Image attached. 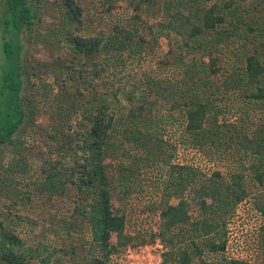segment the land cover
<instances>
[{"label": "trees", "instance_id": "1", "mask_svg": "<svg viewBox=\"0 0 264 264\" xmlns=\"http://www.w3.org/2000/svg\"><path fill=\"white\" fill-rule=\"evenodd\" d=\"M118 3L131 10L128 22L103 20L92 30L89 18L110 15ZM7 5L0 156L4 148H27V135L21 141L17 134L36 125L41 116L49 119L42 142L50 149L49 159L36 171L41 179L36 190L52 201L56 221L51 233L57 239L22 238L9 209L8 215L0 214V264H67L75 262L80 247L86 264H113L112 257L122 250L157 239L164 248L163 264H193L196 258L199 264H256L227 260L224 252L227 223L249 197V184L264 187V121L256 123L255 130L220 123L223 98L218 97L224 91L238 92L248 104L264 108V0H8ZM157 36L167 38L170 46L178 43V48L169 50V60L161 61L154 74L129 77V60L142 58ZM247 48L235 60L213 58L214 53ZM223 63L233 70L218 85L211 78ZM180 118L183 136L194 147L240 146L253 158L247 173L216 170L209 175L195 165L172 163L170 145L163 138L168 124ZM116 133L124 138L118 146ZM128 146L135 155H128ZM116 152L132 158L128 164L168 166L157 233L131 236L126 216L115 211L114 176L106 160ZM127 162L119 163L117 179L122 192L131 195L136 169ZM0 180L11 186L12 181ZM35 191L13 203L14 212L22 213L25 204L35 200ZM65 198L73 200V215L90 231V238L78 246L62 242L81 227L73 215L61 221ZM261 200L256 208L264 215ZM15 218L21 221L22 214ZM189 233L190 245L178 246L180 236ZM205 249L221 254V262L206 260Z\"/></svg>", "mask_w": 264, "mask_h": 264}, {"label": "rangeland", "instance_id": "2", "mask_svg": "<svg viewBox=\"0 0 264 264\" xmlns=\"http://www.w3.org/2000/svg\"><path fill=\"white\" fill-rule=\"evenodd\" d=\"M7 3L8 0H0V88L1 74L6 68L2 45L4 42V21L9 14ZM131 14V10L125 4L118 3L110 15L101 17L94 14L93 17L89 18V21L92 25V30H94L103 20L125 24L128 22V17ZM97 29L99 28L97 27ZM176 48H178V43L170 46L167 38L157 36L155 40L146 45V52L142 58H131L129 60L126 67L128 69L127 73L130 74L129 77L136 76L135 78L137 79L145 75V73L154 74L155 71L160 69V65L163 66L161 61L164 63L166 60H169V50H175ZM248 49L241 51L236 49L227 54L225 52L222 54L214 53L213 58L220 56L226 59V61L230 59L235 60L237 59V55L241 56V53L247 52ZM227 55L229 59L226 58ZM203 62L209 65V58H205ZM237 63L240 65V62ZM232 70L233 68L228 67V65L221 64L219 74L212 76L211 81L218 85L222 84L225 75ZM123 75L124 73L122 72L117 76L122 77ZM51 81L53 82L54 79L51 78ZM109 81L113 82L112 78ZM218 98H223V101L220 102L222 105V114L219 117L220 123L226 122L230 125H237L239 128L251 127L252 130H255L256 123L264 121V108L258 104H248L241 93L231 91L228 94L224 91V95H220ZM174 116L178 119V111ZM176 121L175 123L168 124L163 138V141H167L170 145L168 150L169 154L172 155V163L195 165L209 175L216 170L222 171L225 175L233 172L247 173L246 167L253 161V158L243 151L240 146L234 144L233 146L229 145L217 148H212L213 146L210 148L194 147L183 136L184 120L180 118L179 121ZM48 123L49 119L41 116L36 121V125L33 126L34 128L23 127L21 132L17 134V137L22 141V138L27 135L26 137L29 141L28 147H21L18 150L12 146L4 148L3 154L0 156V179L5 178L12 181L11 186L8 187L3 185L2 180H0V214L8 215L9 209H11L15 213V216H13L14 214L10 216L13 220L14 230L29 242H35L43 238L57 239L51 233V227L55 223L54 221H56L54 220L56 212L52 207V201L48 200L44 195L37 194L38 191L36 190V187L41 182L40 174L36 171L43 165V160L49 159L50 149L42 143L46 139ZM113 140L115 141V146H118L122 144L121 141L124 138L121 133H116V137ZM130 148L131 146L127 147L128 155H135L136 150ZM126 160H128L127 164L132 163V158L130 160L124 157L121 152L114 153L106 160V164L111 165L110 172L114 176L115 189L112 205L117 213L126 216V232L128 234L131 236H149L151 233H157L159 230L160 195L164 188L167 173L166 167L168 166L161 162L152 167H146L135 161L133 165L128 164L129 167L136 169L134 177L131 179L136 189L134 188V192L131 195H126L120 189L119 180L117 179L119 163ZM26 167H28V171L25 170ZM7 169H9L8 172L6 171ZM28 191H35V195L33 196L35 200L28 201L22 213L14 212L12 204L16 201L19 202L21 197ZM263 198L264 187L259 188L250 183L249 197L238 206L235 215L227 223V247L224 252L227 260L236 259L249 263L264 264V215L256 208L257 202ZM72 201L65 198L60 203L61 221L65 216L73 215L74 204H72ZM172 203L176 204L177 200L173 199ZM197 208L194 206L192 210L195 217L198 216ZM19 214H22L21 221L15 218ZM72 217L73 222L77 219L80 221L81 227L76 230L73 237H66L65 241H62L65 246H70L71 244L78 246L80 244L79 241L90 238L88 226L83 221L81 222L78 216L73 215ZM9 226H11L10 223ZM186 229L190 230V227ZM190 237V233L180 236L178 246H189ZM111 242L113 244L116 243L115 235ZM80 248L77 250L75 262L68 261L67 264H86L85 254ZM163 251V244L157 239L153 244H135V246L122 250L118 255L112 257V262L113 264H163ZM220 257L221 254L212 255L206 249L204 251V258L206 260L217 262L221 260ZM199 262V259L196 258L193 264H199Z\"/></svg>", "mask_w": 264, "mask_h": 264}]
</instances>
